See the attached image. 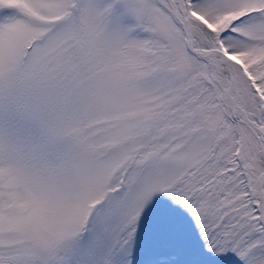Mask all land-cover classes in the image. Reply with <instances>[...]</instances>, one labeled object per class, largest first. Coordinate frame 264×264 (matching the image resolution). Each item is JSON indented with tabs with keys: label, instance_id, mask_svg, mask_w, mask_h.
I'll return each instance as SVG.
<instances>
[{
	"label": "snow or ice",
	"instance_id": "obj_1",
	"mask_svg": "<svg viewBox=\"0 0 264 264\" xmlns=\"http://www.w3.org/2000/svg\"><path fill=\"white\" fill-rule=\"evenodd\" d=\"M0 264H264V0H0Z\"/></svg>",
	"mask_w": 264,
	"mask_h": 264
}]
</instances>
